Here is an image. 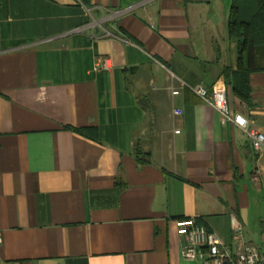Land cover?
<instances>
[{
    "label": "crops",
    "instance_id": "obj_1",
    "mask_svg": "<svg viewBox=\"0 0 264 264\" xmlns=\"http://www.w3.org/2000/svg\"><path fill=\"white\" fill-rule=\"evenodd\" d=\"M230 4L0 0V264H201L182 254V219L232 258V218L262 248L247 213L264 156L190 89L236 69ZM99 57L111 66L93 72ZM225 86L264 131V72L250 104Z\"/></svg>",
    "mask_w": 264,
    "mask_h": 264
},
{
    "label": "built area",
    "instance_id": "obj_2",
    "mask_svg": "<svg viewBox=\"0 0 264 264\" xmlns=\"http://www.w3.org/2000/svg\"><path fill=\"white\" fill-rule=\"evenodd\" d=\"M109 59H96L92 71L100 72L110 68ZM190 89L205 103L210 104L220 115L222 124H230L244 131L250 141L252 149L264 156V131L250 126L249 121L240 113L234 112L227 97V88L224 82L219 81L212 85L210 90L202 86H193ZM178 94L177 90L171 92ZM180 114V111H176ZM235 231L234 239L238 242L235 257L226 251L218 237L196 219H182L175 222L176 234L183 238L182 254L188 259H198L201 264H264V219L262 221V248L242 241L240 224L231 219Z\"/></svg>",
    "mask_w": 264,
    "mask_h": 264
},
{
    "label": "trees",
    "instance_id": "obj_3",
    "mask_svg": "<svg viewBox=\"0 0 264 264\" xmlns=\"http://www.w3.org/2000/svg\"><path fill=\"white\" fill-rule=\"evenodd\" d=\"M226 35L236 45L237 62L235 70H222L224 82L235 98L250 104V75L264 72V0H231ZM67 128L96 139L93 128Z\"/></svg>",
    "mask_w": 264,
    "mask_h": 264
},
{
    "label": "rangeland",
    "instance_id": "obj_4",
    "mask_svg": "<svg viewBox=\"0 0 264 264\" xmlns=\"http://www.w3.org/2000/svg\"><path fill=\"white\" fill-rule=\"evenodd\" d=\"M255 189L256 192L251 193L252 203L247 214L250 217V224L253 227L254 242L259 245L263 243H261L260 238V232L262 231L260 221L264 219V181L262 180Z\"/></svg>",
    "mask_w": 264,
    "mask_h": 264
}]
</instances>
